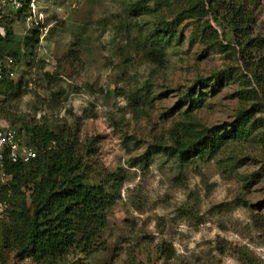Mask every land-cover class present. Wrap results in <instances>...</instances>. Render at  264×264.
<instances>
[{
  "label": "rangeland",
  "instance_id": "1",
  "mask_svg": "<svg viewBox=\"0 0 264 264\" xmlns=\"http://www.w3.org/2000/svg\"><path fill=\"white\" fill-rule=\"evenodd\" d=\"M124 2L38 0L51 32L17 65L16 78L29 84L10 101L15 114L77 129L81 143L94 139L87 185H98L107 172L119 176L99 251L73 258L79 264H264V109L255 115L258 129L215 155L181 164L169 149L145 154L155 144L170 147L168 129L186 109L189 89L204 94L192 120L207 127L229 128L238 109L251 104L239 98L238 81L216 78L225 65L245 73L234 45L224 52L199 41L193 20L185 19L165 48V68L157 67L142 52L154 15L127 17ZM254 12L264 28V0ZM210 21L225 32V42L232 40L230 29ZM25 31L22 24L15 28L22 46ZM45 71L55 74L53 81L46 82ZM133 92L146 97V114L129 112ZM161 243L173 248V258L160 257ZM3 258L0 264H36L10 252Z\"/></svg>",
  "mask_w": 264,
  "mask_h": 264
},
{
  "label": "trees",
  "instance_id": "2",
  "mask_svg": "<svg viewBox=\"0 0 264 264\" xmlns=\"http://www.w3.org/2000/svg\"><path fill=\"white\" fill-rule=\"evenodd\" d=\"M126 1L127 17L149 12L154 15L153 28L143 35L142 52L157 67L165 68V48L178 38L176 27L185 19L193 20L199 41L224 52L233 44L245 73L238 64L225 65L215 73L216 78L238 81L242 87L239 98L251 101L238 109L229 128L217 129L192 120L193 110L203 105L204 94L195 96L189 89L184 94L186 109L168 129L170 147L155 144L145 154L169 149L170 155L186 164L196 156L217 154L228 142L261 126V118L255 116L260 107L264 109V28L257 23L254 12L259 0ZM26 13L27 7L23 6L0 18V63L12 58L15 71L14 77L5 75L0 79V118L14 126L22 141L36 151V157L27 163L5 161L0 165V257L5 260V252H10L15 259H31L36 264H79L73 257L90 258L99 251L97 240L107 224V210L116 203L120 180L118 175L107 172L98 185H87L85 179L91 174L87 157L96 152L94 139L81 143L77 129H58L45 117L15 114L10 101L20 99L29 84L24 77L16 78L17 65L27 59L29 46L31 51L40 39V30L32 28L25 31L23 46L16 43L15 28L25 26ZM207 16L221 30L230 29L232 40L225 42V32L220 34ZM71 54L72 51L65 57ZM43 75L47 83L55 78L50 72ZM62 93L51 92L54 97ZM142 95L133 92L127 97L133 115L146 114L148 102ZM158 254L168 259L175 255L165 243L159 245Z\"/></svg>",
  "mask_w": 264,
  "mask_h": 264
},
{
  "label": "built area",
  "instance_id": "3",
  "mask_svg": "<svg viewBox=\"0 0 264 264\" xmlns=\"http://www.w3.org/2000/svg\"><path fill=\"white\" fill-rule=\"evenodd\" d=\"M23 6L27 7L24 24L25 30L37 28L40 30V37L48 32L49 24L44 20L43 13L38 10V0H0V18L7 11H17ZM43 38V37H42ZM14 61L6 58L0 63V79L5 75L15 76ZM36 157V151L22 141L19 132L14 126L0 118V165L5 161L11 163H27ZM0 209L2 205L0 204Z\"/></svg>",
  "mask_w": 264,
  "mask_h": 264
}]
</instances>
